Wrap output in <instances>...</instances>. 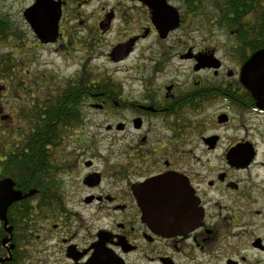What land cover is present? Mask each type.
I'll list each match as a JSON object with an SVG mask.
<instances>
[{"label":"flooded vegetation","instance_id":"flooded-vegetation-1","mask_svg":"<svg viewBox=\"0 0 264 264\" xmlns=\"http://www.w3.org/2000/svg\"><path fill=\"white\" fill-rule=\"evenodd\" d=\"M53 1L56 39L29 47L36 72L0 53V182L20 195L0 213V264H264V107L240 81L254 53L169 43L196 16L183 10L169 33L141 0ZM138 51L136 74L93 72L99 57ZM163 175L188 185L195 228L163 236L143 221L136 191Z\"/></svg>","mask_w":264,"mask_h":264},{"label":"water","instance_id":"water-1","mask_svg":"<svg viewBox=\"0 0 264 264\" xmlns=\"http://www.w3.org/2000/svg\"><path fill=\"white\" fill-rule=\"evenodd\" d=\"M153 10L154 21L159 27H168L169 33L179 29L181 17L179 10L173 5H167L166 1L157 2L141 0ZM166 8L169 11V25L166 23ZM61 5L53 0H36L24 12V18L30 25L34 34L39 39L53 36L47 39L52 42L56 39L57 29L61 18ZM131 45L123 54L130 53ZM119 48L114 50L118 55ZM120 57H113L119 61ZM242 85L253 93L259 106L264 107V49L255 52L244 64L240 74ZM19 193L13 189L10 180L0 182V213L4 214L8 206L19 197ZM136 197L139 201L143 214V221L156 233L166 236L173 233H182L195 228L200 219L196 202L188 185L183 184L179 179L169 175H163L150 179L143 186L137 189ZM169 197V207H168ZM183 198V200L179 199Z\"/></svg>","mask_w":264,"mask_h":264},{"label":"rangeland","instance_id":"rangeland-1","mask_svg":"<svg viewBox=\"0 0 264 264\" xmlns=\"http://www.w3.org/2000/svg\"><path fill=\"white\" fill-rule=\"evenodd\" d=\"M35 1L36 0H0V28L5 26V22H8L9 24H11V28L9 29L8 33L11 32L10 34H14L12 37L13 41L6 45V48H1L0 53L6 52L7 54H12L13 56L18 57L14 61L15 64L18 59L21 62L25 60V58H29V60L31 59V70L33 72L37 71L39 63L36 57L30 58L29 53L36 56L39 51L36 49V51L33 52L30 49L34 48L36 37L33 30L30 28V25L26 22L24 18V12L32 5H34ZM114 1L116 0H105L102 2L105 3L108 7H110L114 3ZM170 3L175 8L181 11V0H170ZM98 8L99 1L95 2L89 10H96ZM18 41L20 47L14 48L15 44L18 43ZM23 41L27 42L28 48L23 45ZM109 41L113 42L114 36H110ZM235 41L236 39L230 34V30L225 28H216L215 25H212L208 21L206 15H204L203 18H198L196 16L190 15L188 16V18H186V22L181 27V29L176 31L172 35L171 39L169 40V43L189 42L201 45L207 43L216 47L219 46L221 49L219 53L220 57H224L226 53L230 52V47H225L224 45H231L232 43H236ZM139 52L140 51H138L136 55H134L127 63L123 64H112L106 56L99 57L93 62V72L97 75H107L111 77V79L113 78L117 81L123 79L124 75L136 74L135 72H131L130 70L133 66H135L136 62L138 61ZM175 64H177V61L175 62ZM182 65L184 66L180 68V74L191 73L189 69V64L186 63ZM175 66L179 67V65ZM227 66L230 68L236 67L233 61L229 59H227ZM66 74H69V72H66ZM161 83H164V81L162 80ZM3 85L4 83L0 82V86ZM0 104H6L5 106L7 107L6 99H0ZM14 104L16 105L17 103ZM18 106L22 107L21 104H18ZM109 122H111V120ZM2 125L4 126V123L1 122L0 127Z\"/></svg>","mask_w":264,"mask_h":264},{"label":"trees","instance_id":"trees-1","mask_svg":"<svg viewBox=\"0 0 264 264\" xmlns=\"http://www.w3.org/2000/svg\"><path fill=\"white\" fill-rule=\"evenodd\" d=\"M185 14L207 16L215 27L230 30L239 61L264 48V0H181ZM6 170V168H4Z\"/></svg>","mask_w":264,"mask_h":264}]
</instances>
